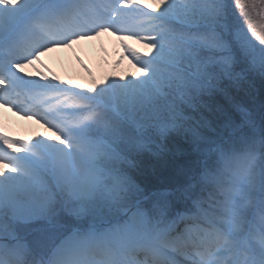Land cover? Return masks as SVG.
<instances>
[{"label": "snow or ice", "instance_id": "6c2138e0", "mask_svg": "<svg viewBox=\"0 0 264 264\" xmlns=\"http://www.w3.org/2000/svg\"><path fill=\"white\" fill-rule=\"evenodd\" d=\"M108 30L142 75L25 71ZM0 105L55 132L0 134V264H264V0H0Z\"/></svg>", "mask_w": 264, "mask_h": 264}, {"label": "rangeland", "instance_id": "374dc122", "mask_svg": "<svg viewBox=\"0 0 264 264\" xmlns=\"http://www.w3.org/2000/svg\"><path fill=\"white\" fill-rule=\"evenodd\" d=\"M147 2L153 4V0H147ZM256 14L254 10L253 15ZM125 45L140 55L149 51L145 41L108 30L99 35L74 41L70 47L51 48L42 53L36 63L27 67H31L29 72L34 78H39V73L44 72L50 78L59 77L62 81H68L69 86L80 85L86 90L109 79L136 78L142 75L139 72V65L125 52ZM0 120L3 124L7 123L11 130H19L17 133L23 135L24 130L17 129L18 126L15 127V124L8 122L4 116H0ZM0 129V132L6 135L8 130L5 131L1 125ZM45 132L49 137L47 130Z\"/></svg>", "mask_w": 264, "mask_h": 264}, {"label": "bare ground", "instance_id": "6f19581e", "mask_svg": "<svg viewBox=\"0 0 264 264\" xmlns=\"http://www.w3.org/2000/svg\"><path fill=\"white\" fill-rule=\"evenodd\" d=\"M3 109V110H2ZM3 112L4 116L9 120L13 121L18 125V129H23V135L22 137H25L31 142L34 140L38 135L46 136V132L42 126H45L43 122H39L38 118L33 116H26L22 112V115H17L16 111H13V109H8L7 107L2 108L0 107V113ZM47 127V126H46ZM16 132H19V130H16ZM17 136H19L17 133H14ZM20 138V136H19Z\"/></svg>", "mask_w": 264, "mask_h": 264}]
</instances>
